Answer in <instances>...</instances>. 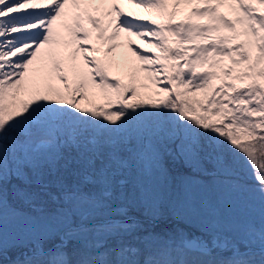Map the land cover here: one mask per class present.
Segmentation results:
<instances>
[{
	"label": "snow or ice",
	"instance_id": "obj_1",
	"mask_svg": "<svg viewBox=\"0 0 264 264\" xmlns=\"http://www.w3.org/2000/svg\"><path fill=\"white\" fill-rule=\"evenodd\" d=\"M128 2L161 15L168 8L165 0ZM68 3L0 0V264H264V0H233V19L219 11L223 0H186L189 17L176 23L180 0L167 23L116 3L102 20L73 0L65 39L53 25ZM93 32L108 42V57L121 33L155 52L127 41L139 66L125 83L111 75L110 59L98 58ZM97 93L103 103H81ZM217 193H255L261 225L226 236ZM25 203L22 231L6 248L5 208L17 213ZM83 204L127 226L89 244L94 218L73 211ZM177 213L200 235H183ZM9 251L17 258L6 259Z\"/></svg>",
	"mask_w": 264,
	"mask_h": 264
},
{
	"label": "rangeland",
	"instance_id": "obj_2",
	"mask_svg": "<svg viewBox=\"0 0 264 264\" xmlns=\"http://www.w3.org/2000/svg\"><path fill=\"white\" fill-rule=\"evenodd\" d=\"M230 1V0H229ZM233 1V0H231ZM177 2V0H165V3L168 5V8L166 9L169 13L173 11L172 5ZM214 3L218 2V0H213ZM225 0H223V5H225ZM251 2H255V0H251ZM181 7L179 9H176L177 14L180 16V21L185 20L189 17V14L191 12V7L194 4L199 3V0H193V5H190L187 3L186 6V0H180ZM73 1L69 0L68 5L66 6L64 12L62 13V16L60 19L56 21V23L53 25L54 32H60L61 35L67 39L68 34L67 31L65 30L64 26L66 24H70L72 21V18L76 15L77 10L72 7ZM108 6V5H107ZM104 6L105 9L108 10V7ZM256 7H260V5H255ZM261 11H264V8H261ZM124 12L126 13H134L138 15H143V16H152L155 18L159 23H167L168 21V15L164 13L161 15L160 13L157 12H150L147 11L143 8H139L135 5V3H130V5H126ZM104 13H106L104 11ZM104 13H103V18H104ZM230 13L233 15L234 18V13L232 10H230ZM129 17H131L129 15ZM232 18V19H233ZM192 20L194 22H199V23H205L207 22L206 19H201L199 17H192ZM107 35V34H106ZM122 40V41H121ZM131 40L132 45L134 48H139V50L144 51L146 55L151 56L153 52H155V49H149L148 46L145 43H142L140 40H138L135 37H128L126 34L121 33L120 37L116 40L113 41L112 43H115L119 45V47L116 48V50L111 54L110 57L106 55L105 49L108 47V42L107 41H91V43H95L98 48L101 49V51L97 54L100 57L102 56L103 59H110L112 61V71L111 75L113 77L120 78L123 82L127 83L129 82V78L131 73L139 66V61H137L136 57L133 55L132 51L128 49L127 47V41ZM43 52V50H42ZM66 55V53H65ZM40 66V54H38L37 61L34 63L33 67L38 68ZM145 73H139V76L141 79L145 76ZM220 83L219 80L213 81V84L218 85ZM238 83V82H237ZM264 83V81H262ZM195 97L198 99H203L204 98V93H197L195 94ZM21 100H26L28 99L27 96H21ZM92 101V102H91ZM103 98L102 94L97 93L95 96H91L88 100H84L81 103L84 106H91V104H98V103H103ZM203 115V113H200ZM210 120L212 122H216L218 120V117H210ZM6 167L8 168V162L6 163ZM250 167H244V169H249ZM249 177H251V171L248 173ZM252 178H249L246 183H249L252 181ZM196 182L201 185H206L208 183L207 179L200 177L196 179ZM251 186V185H249ZM141 192L144 191L143 184L140 186ZM251 197L248 200L249 202H253L250 206L249 202L246 201L247 203L244 204V207L242 206L241 198L244 197H236L227 193H217L216 195L218 196V199L215 201L216 204V209L219 210L220 212L223 213L224 215V223L220 227V231L225 233L226 236L229 237H235L236 235L239 234V231L243 229L246 226L249 225H254L256 227H259L262 223V217H261V203L258 198V196L255 193H250ZM211 195V190H208V196ZM201 196H206L205 193H201ZM207 199V197H206ZM231 207L236 213L234 216L233 213H231L228 209V207ZM89 211V215L93 217L94 219H109V213L104 212V211H98L95 207L91 206L90 204H83L75 207L73 211H78L81 209H84ZM208 209H204L200 214H207ZM255 215V217L251 216ZM116 216L111 217V219H116ZM118 221L115 220L116 222L113 223H107L105 224L104 222L98 224L96 223V235L98 237H102L103 233L106 231H110L111 229L115 228H121V227H126L125 223L120 219V217H117ZM174 221L180 222L183 219V223L180 225L178 228L179 231L183 233L186 237L191 233L192 236H198L201 233V229H199L198 225L191 224L188 222V219L180 214H174L173 217ZM111 221V220H110ZM8 224V222H7ZM20 232V230H17ZM97 239V238H96ZM145 240L151 239L153 241L157 240L158 237H144ZM98 240V239H97ZM195 240V239H193ZM217 242V244H215ZM206 243V242H205ZM213 245L215 246H223L219 240H217L214 236Z\"/></svg>",
	"mask_w": 264,
	"mask_h": 264
},
{
	"label": "trees",
	"instance_id": "obj_3",
	"mask_svg": "<svg viewBox=\"0 0 264 264\" xmlns=\"http://www.w3.org/2000/svg\"><path fill=\"white\" fill-rule=\"evenodd\" d=\"M92 102V101H91ZM66 131H69V128L67 127V126H62L61 128H60V132L61 133H64V132H66ZM8 161L6 160V162H5V171H6V173H7V171H8V168L6 167V163H7ZM251 171V168H249L248 170L247 169H243V171L241 172V175H242V177L244 178V180L245 181H248V179H249V175H248V173ZM206 176L207 175H209V174H205ZM198 178H200V177H198ZM198 178H196V179H198ZM251 185L252 184H254L255 182H254V180H252V181H250L249 182ZM14 187H19V185H17V184H14L13 185ZM251 197V194H248L247 196H245L244 198H241V202H242V206L244 207V204H246L247 202L246 201H250V200H252V199H249ZM248 201V202H249ZM253 202H249V204H250V206H251V204H252ZM27 208H28V205H27V203H25V205L23 206V209H21V208H18L17 209V213H12L11 212V210L10 209H8L7 208V206H6V208H5V214H4V222H3V237H4V244H5V247L7 248V247H9L10 245H11V243H12V241H13V238L15 237V235L16 234H18L19 232L17 231V230H20V231H22V223L20 222V220L19 219H17V217L18 216H20V215H23L24 214V212L27 210ZM228 209H229V211L231 212V213H233V215H236V213H234L235 211L229 206L228 207ZM38 210V209H37ZM19 212V213H18ZM77 215H80L81 216V214L80 213H78V211H74ZM132 214L133 215H135V211H133L132 212ZM7 222H8V224H7ZM86 232L88 233L87 235H85L84 237H83V239H85L89 244L92 242V240L94 241V240H99V238H97V237H95L94 236V230H93V226L92 227H89L88 229H86ZM97 238V239H96ZM102 238V237H101ZM100 238V239H101ZM16 259L17 258V256H13L12 255V252L11 251H9V253H8V257H6V259Z\"/></svg>",
	"mask_w": 264,
	"mask_h": 264
},
{
	"label": "bare ground",
	"instance_id": "obj_4",
	"mask_svg": "<svg viewBox=\"0 0 264 264\" xmlns=\"http://www.w3.org/2000/svg\"><path fill=\"white\" fill-rule=\"evenodd\" d=\"M95 1H96V5L92 6L89 4L91 2L90 0H75L76 3H79L81 5L82 10L86 9L90 14L97 16V15H100L99 13L100 11L99 12L96 11V8H98V5L100 7H103V5L108 3L109 0H95ZM85 24L89 25L87 22H85Z\"/></svg>",
	"mask_w": 264,
	"mask_h": 264
},
{
	"label": "water",
	"instance_id": "obj_5",
	"mask_svg": "<svg viewBox=\"0 0 264 264\" xmlns=\"http://www.w3.org/2000/svg\"><path fill=\"white\" fill-rule=\"evenodd\" d=\"M186 243H188L187 241H185Z\"/></svg>",
	"mask_w": 264,
	"mask_h": 264
}]
</instances>
